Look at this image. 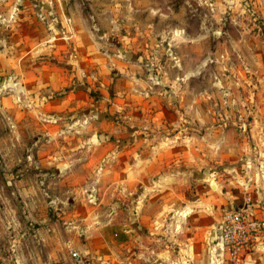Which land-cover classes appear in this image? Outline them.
Returning a JSON list of instances; mask_svg holds the SVG:
<instances>
[{"label": "rangeland", "instance_id": "1", "mask_svg": "<svg viewBox=\"0 0 264 264\" xmlns=\"http://www.w3.org/2000/svg\"><path fill=\"white\" fill-rule=\"evenodd\" d=\"M68 94L103 110L97 134L50 131L71 119L47 101ZM70 139L111 144L112 169L140 178L134 204L157 192L152 234L111 243L118 231L83 223L78 185L50 175L52 157H80L57 147ZM208 169L226 181L223 212L251 191L264 218V0H0V264H176V222ZM95 184L106 202L86 208L124 222L123 186Z\"/></svg>", "mask_w": 264, "mask_h": 264}, {"label": "crops", "instance_id": "2", "mask_svg": "<svg viewBox=\"0 0 264 264\" xmlns=\"http://www.w3.org/2000/svg\"><path fill=\"white\" fill-rule=\"evenodd\" d=\"M70 96L71 94H68L66 97L59 98L49 97L51 100L47 101V105H50V110H54L53 112H50L57 116H63L62 112L65 111V113L67 112L69 118L71 119L70 124L67 127H64V122L52 124L50 126V131L55 132L56 134L59 132L63 134L64 131L78 127L77 129H80L81 132H89L92 130L93 135L97 134L98 128L101 126L100 124L103 123L106 118L103 110L96 109L94 111L92 108H88V110H86V107H84L85 103H83V100H81L80 97ZM42 98L46 99L48 97ZM89 105H98L100 108V105L97 101L91 103L90 99ZM96 118L97 120L95 124L93 120L95 121ZM110 145L111 144L108 142L83 143L77 142L75 139H70L68 143H63V145L61 144L60 147L57 145L60 151L77 150L81 154L80 157L74 156V152L68 154L67 156L52 157V159L49 161V163L52 164L50 168V175L54 176V174H56L63 176L65 174L66 177L78 185L73 189L72 194L76 192L73 196L77 197V199L79 198V201L77 202H81L84 205L82 210L81 208L78 210L79 214L84 215L83 223L87 224V227L91 230H99L102 228L101 232H103V234L105 231L103 229L104 227L118 231L114 233L115 237L111 243H117L121 240L119 236V232H121V230L124 232V238H127L130 241L134 238V230L144 231L146 229V231L148 230L147 232L152 234L154 232V226L155 228L157 227V221L155 220V217L151 218L150 216L148 217L147 214L145 215V210L148 206H152L159 200V197H157V199L154 198L157 192L148 194V197L145 199V201H138V203L134 204L132 193L134 186H137L138 184L134 186L133 184H135L136 180L139 181L138 179L140 178H135L133 169L131 170L130 176L125 173L123 175L119 174L116 169H112L111 165L113 162H115V157L110 156L108 159L104 158V155L106 154V151ZM88 150H90L89 153H87ZM49 157H51V155ZM125 165L127 166V163ZM205 173L206 174L204 177L200 178L202 180L208 181V183L205 184V189H201L200 187V191H204V195H201L197 202H189V209L184 211L186 215L188 214L184 223L176 222V246L179 249L176 254V264H217V260L215 259L218 255L219 247L217 231L222 218H219L220 216H217V214H224L226 211L224 210L223 212L222 208H224L223 205L227 202L226 199H228L229 191L227 190L228 188H226L227 191L224 189V186H227V184L222 177H218V179L215 180L211 177L213 176V173L210 172V169H208V172L205 171ZM96 182L103 185H107L109 183L108 188H113V184H120L123 186V189H125L124 195H129L127 199L130 201V204H126L125 207V214L127 216L124 222L116 220L115 215L117 214V211L115 207L113 208L115 211L114 216H112L107 221L98 219L99 215L95 214L93 209L86 208V201H90L91 198H96L99 201V204L106 202L104 200L105 195H99V188L95 184ZM89 185H92L95 190L90 192L89 188L91 186L88 187ZM139 186L145 191H148V188H154V185H145L143 183L139 184ZM218 189L219 193L217 191ZM141 195L140 199H142ZM213 197H216V202L214 203ZM182 198V195H180L179 199L181 200ZM180 205L181 204H179L177 207H183ZM181 209L178 208L179 213L181 212ZM139 212L141 214V218L146 220L144 221L145 223H140L142 221L138 222L136 219V215H139ZM156 213V215L162 213L161 209L157 210ZM159 225L163 224L158 223V226ZM186 232L188 235L186 238H183L181 234ZM154 239L157 241V245L161 244L162 238L159 235L155 236ZM103 245L109 246L107 242L102 244V246ZM259 248L260 250L262 249V251L254 253L253 255L250 253V256L247 255L246 260L249 262L248 264H261L264 258V239L261 241ZM146 250H148V248ZM158 251L159 252H157V255L163 253L164 250ZM131 252L134 253V251ZM111 255H113V253H111ZM142 255H145L144 252H142Z\"/></svg>", "mask_w": 264, "mask_h": 264}, {"label": "built area", "instance_id": "3", "mask_svg": "<svg viewBox=\"0 0 264 264\" xmlns=\"http://www.w3.org/2000/svg\"><path fill=\"white\" fill-rule=\"evenodd\" d=\"M244 199L239 206L227 209L220 220L217 231L218 255L215 258L217 264L224 261L229 264H247V255L260 250L259 245L264 239V218L256 216L248 205L253 199L251 191L245 193ZM72 256L80 261L77 252L73 251Z\"/></svg>", "mask_w": 264, "mask_h": 264}]
</instances>
